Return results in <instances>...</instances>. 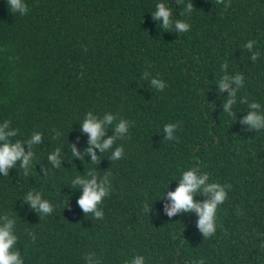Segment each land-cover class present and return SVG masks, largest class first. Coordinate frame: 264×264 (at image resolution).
<instances>
[{"label":"trees","instance_id":"16d2710c","mask_svg":"<svg viewBox=\"0 0 264 264\" xmlns=\"http://www.w3.org/2000/svg\"><path fill=\"white\" fill-rule=\"evenodd\" d=\"M24 2L21 15L0 0V146L19 141L33 153L27 175L19 159L7 176L0 172V228L12 221L18 237L10 251L22 264H130L137 256L143 264H264V129L242 123L249 112L264 116V0ZM158 4L170 10L167 29L153 18ZM233 90L230 117L224 104ZM89 112L102 122L99 142L113 140L104 152L86 151ZM121 120L127 131L118 134ZM169 123L176 140L166 138ZM35 134L40 142L30 148ZM57 148L59 168L48 160ZM190 167L209 174L204 186L231 185L207 239L195 211H165L166 192ZM89 172L98 184L107 180L96 207L102 219L84 212L83 186L71 185L76 176L91 179ZM28 192H39L52 211L31 207Z\"/></svg>","mask_w":264,"mask_h":264},{"label":"clouds","instance_id":"9594fccd","mask_svg":"<svg viewBox=\"0 0 264 264\" xmlns=\"http://www.w3.org/2000/svg\"><path fill=\"white\" fill-rule=\"evenodd\" d=\"M216 3L222 4L223 0H216ZM7 5L11 12H18L21 15L26 14L28 11L24 0H7ZM156 9L157 10L154 13L153 18L162 19V26L167 29L169 27L170 10H167L163 4L156 5ZM186 9L188 12H191L193 9L192 5L188 3L186 5ZM189 27L190 25L188 23L179 21L176 23V28L181 31L187 32L189 31ZM254 43L255 41L250 40L245 46L251 48ZM253 60H255V55L253 56ZM227 79L228 78L225 76L220 81L221 89L228 88ZM235 82L238 87L241 86V77L239 75L235 77ZM152 83L158 89L163 90L164 84L159 80L154 79ZM235 96L236 91H231L230 98L224 104V110L230 117L234 116V113L228 112V108L230 105L236 102L234 99ZM250 107L256 109L259 107V104L257 102H253L250 104ZM105 120L108 123H111L113 121V117L108 115L105 117ZM242 123L249 124L252 128L257 130L264 129V116L258 115L256 112H249ZM174 128H176V125L171 123L164 126V131L167 133L166 138L169 141L177 139L176 137H173ZM82 129L84 132L89 134L90 146L86 149L88 153H92L94 147L99 148L101 152H104L105 149H107L113 142L111 138L105 140L102 144L99 142L100 138L104 135V128L102 127V122L92 117L90 112L86 115V118L82 123ZM115 131L118 134L125 133L127 131V122L121 120L116 125ZM7 135L15 136L16 133L10 132ZM5 139L6 134L4 133L3 129H0V140ZM40 139V134L33 135L31 140L28 141L30 148L31 144L39 143ZM122 151L123 149L118 147L113 153L111 159L114 161L118 160L121 157ZM58 152L59 149L57 148L56 152L48 155V160L56 168H59V162L56 155ZM71 153L73 156L78 155L74 146H72ZM32 157V151L29 150V152L25 154L19 141L15 143L5 142L2 146H0V172H3L5 176H7L8 168H10L14 162L19 159L22 161L21 169H23L24 174L27 175ZM92 161L93 163L98 162V157L95 154L92 156ZM196 171L197 170L192 167L183 171L181 174L182 179L175 191L166 192V195L171 203L170 206H165V211L169 217H172L177 212L195 211L199 216L198 227L203 233L204 238L207 239L213 236L216 232L217 209L219 205L227 200L228 195L225 188H231V185L224 186L217 182H211L207 186H204L205 178L208 177L209 174L207 172H202L198 176ZM88 175L91 176V179H85L80 176H76V178L71 182V185L74 186L76 184H80L83 186V194L78 199V204L84 210V212L93 213L96 219H102L104 213L102 210H96V207L102 202V198L107 196L109 193V188L104 186L107 183V180L105 179L100 184H98L96 175L94 173L89 172ZM197 193L209 194L210 199L205 200L203 203L194 202L193 196ZM25 199L30 202L31 207L36 208L43 214L50 213L53 209V205L48 200L41 199V194L39 192H28ZM144 210H149V206L147 204L144 205ZM12 227L13 222L8 221V223L3 228H0V264H22V260L19 258L20 254L15 251H10L18 239L16 235L11 234ZM33 239H35V237H33ZM261 247L264 248V244H261ZM126 264H129V262H126ZM130 264H143V257H135L130 261ZM193 264H204V261L201 259L199 261H194Z\"/></svg>","mask_w":264,"mask_h":264}]
</instances>
